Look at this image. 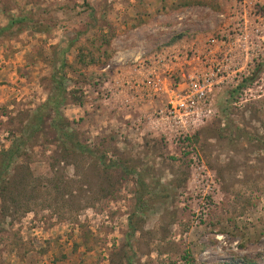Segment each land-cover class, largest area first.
I'll use <instances>...</instances> for the list:
<instances>
[{"label":"rangeland","instance_id":"obj_1","mask_svg":"<svg viewBox=\"0 0 264 264\" xmlns=\"http://www.w3.org/2000/svg\"><path fill=\"white\" fill-rule=\"evenodd\" d=\"M15 18L0 33V149L70 43L60 111L92 155L44 120L0 196V264H264V0H0V27ZM205 74L207 100L168 114ZM99 158L135 170L140 204L137 176Z\"/></svg>","mask_w":264,"mask_h":264},{"label":"trees","instance_id":"obj_2","mask_svg":"<svg viewBox=\"0 0 264 264\" xmlns=\"http://www.w3.org/2000/svg\"><path fill=\"white\" fill-rule=\"evenodd\" d=\"M20 19L21 18L9 19L5 26L0 27V33L2 31L8 30L13 22H17ZM178 35H175L174 37L176 38L178 37ZM69 47L70 43H65L63 46L57 48V64L56 68L53 69L48 79L49 91L46 99L31 112V114L29 115V119L22 126L19 134L14 136L10 140L8 146L6 148L0 149V196L8 189L7 181L9 180V169L16 161V159L22 155V150L25 147L26 143L29 142L32 137H34V134L37 131H39L45 119L48 120L47 125L50 127L57 142L62 147H69L72 151L74 149L78 152L92 155V151L77 140L75 130L71 127L70 122L62 116L60 111L61 105L66 98L62 72L64 67L63 53L67 51ZM262 61L264 62V57ZM257 65L259 64H256V66ZM247 79L248 81H251L252 78L248 77ZM244 80L245 79H243L242 81ZM240 86H242V84L237 85V87ZM98 161L105 168H119L122 172H131L137 176L135 179L138 190L136 195V202L137 205L140 204L141 197L146 191V184L143 179L138 174H136L135 170H129L122 165L116 164V162H111L108 164L102 158H99ZM129 221L128 226L130 230L127 232V236H130L133 233V226ZM239 264H254V262L247 258H241V262Z\"/></svg>","mask_w":264,"mask_h":264},{"label":"built area","instance_id":"obj_3","mask_svg":"<svg viewBox=\"0 0 264 264\" xmlns=\"http://www.w3.org/2000/svg\"><path fill=\"white\" fill-rule=\"evenodd\" d=\"M211 85V76L208 74L192 77L177 93L168 97L165 104L166 112L178 117L192 114L207 100V92Z\"/></svg>","mask_w":264,"mask_h":264}]
</instances>
